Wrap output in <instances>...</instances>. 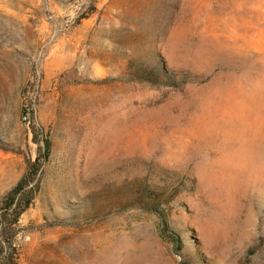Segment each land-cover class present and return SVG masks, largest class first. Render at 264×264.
<instances>
[{"label":"rangeland","instance_id":"1","mask_svg":"<svg viewBox=\"0 0 264 264\" xmlns=\"http://www.w3.org/2000/svg\"><path fill=\"white\" fill-rule=\"evenodd\" d=\"M39 127L17 264H264V0H0V208Z\"/></svg>","mask_w":264,"mask_h":264},{"label":"trees","instance_id":"2","mask_svg":"<svg viewBox=\"0 0 264 264\" xmlns=\"http://www.w3.org/2000/svg\"><path fill=\"white\" fill-rule=\"evenodd\" d=\"M23 114L27 121L28 118H33V110L31 109H25ZM38 132L42 144L40 154L34 161L28 162L24 175L5 195L0 208V264L18 263V252L12 238L13 227L21 214L29 208L32 201L33 188L38 183V172L50 155L51 142L47 140L43 128L39 127ZM33 134L35 137L38 135L35 130ZM161 183L162 185L155 184L144 178L135 190L136 193L133 196L131 207L155 215L162 224V231L165 233L164 229H167L165 208L171 205L175 198V194H172V191L176 188L172 184L173 181ZM168 237L172 241L178 242V237L175 240L173 237Z\"/></svg>","mask_w":264,"mask_h":264},{"label":"built area","instance_id":"3","mask_svg":"<svg viewBox=\"0 0 264 264\" xmlns=\"http://www.w3.org/2000/svg\"><path fill=\"white\" fill-rule=\"evenodd\" d=\"M24 120H26L27 118L23 117ZM27 121V120H26Z\"/></svg>","mask_w":264,"mask_h":264},{"label":"bare ground","instance_id":"4","mask_svg":"<svg viewBox=\"0 0 264 264\" xmlns=\"http://www.w3.org/2000/svg\"><path fill=\"white\" fill-rule=\"evenodd\" d=\"M200 127V126H199ZM238 132V131H237Z\"/></svg>","mask_w":264,"mask_h":264}]
</instances>
